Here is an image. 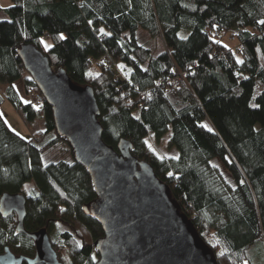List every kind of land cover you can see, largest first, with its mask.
<instances>
[{
	"label": "trees",
	"instance_id": "obj_1",
	"mask_svg": "<svg viewBox=\"0 0 264 264\" xmlns=\"http://www.w3.org/2000/svg\"><path fill=\"white\" fill-rule=\"evenodd\" d=\"M9 2L0 6V85L27 128L38 119L44 127L22 137L0 111V196H25L24 228H44L63 264L97 260L103 231L85 210L97 198L89 172L57 134L45 99L23 103L11 85L23 79L26 94L39 92L17 54L31 43L54 70L92 88L103 141L115 150L131 142L218 264H257L256 242L264 264V0ZM165 136L177 156L151 149L148 139ZM60 145L69 159L44 163ZM15 225L14 215H0V253L30 249Z\"/></svg>",
	"mask_w": 264,
	"mask_h": 264
},
{
	"label": "water",
	"instance_id": "obj_2",
	"mask_svg": "<svg viewBox=\"0 0 264 264\" xmlns=\"http://www.w3.org/2000/svg\"><path fill=\"white\" fill-rule=\"evenodd\" d=\"M17 54L50 105L57 134L66 138L75 159L89 172L97 198L85 210L103 231L93 243L98 254L94 264H218L169 187L148 162L131 153V142L120 139L115 150L103 141L92 88L73 83L61 67L54 70L31 43L21 44ZM25 202L22 193H3L0 215H16L15 229L34 241L35 255H15L6 246L0 264H63L44 228L24 229Z\"/></svg>",
	"mask_w": 264,
	"mask_h": 264
},
{
	"label": "rangeland",
	"instance_id": "obj_3",
	"mask_svg": "<svg viewBox=\"0 0 264 264\" xmlns=\"http://www.w3.org/2000/svg\"><path fill=\"white\" fill-rule=\"evenodd\" d=\"M10 5L9 0H0V6L6 7ZM5 18V14L3 12H0V19ZM141 42H146L147 36L142 33V31H139ZM225 38V37H223ZM228 41V44L231 45V47H235V41L230 38H225ZM45 46L49 45L48 41L44 42ZM25 75V74H24ZM4 84L0 85V94L3 98L2 103L0 104V111L3 114V117L5 118L7 124L10 126V128L15 131L17 134H19L22 137H29L31 134L36 132L37 130H42L43 127V119L36 120L32 128L29 129L26 127V125L23 123L21 117L17 114L15 108L12 106L10 101L5 97V86ZM148 143L151 147V149L157 154L159 157H175L177 156V151L173 148H170L167 146V136H165L160 143H155L152 140L148 139ZM69 153L67 148L64 145H60L58 147H55L51 150H48L42 154V161L44 163H47L49 161H57L60 159H69ZM258 245L259 243L256 242ZM25 245V244H24ZM256 245V246H257ZM254 247L253 254L255 256V261L257 264H262L261 256H260V250H258ZM25 248V246H24Z\"/></svg>",
	"mask_w": 264,
	"mask_h": 264
},
{
	"label": "flooded vegetation",
	"instance_id": "obj_4",
	"mask_svg": "<svg viewBox=\"0 0 264 264\" xmlns=\"http://www.w3.org/2000/svg\"><path fill=\"white\" fill-rule=\"evenodd\" d=\"M12 215H14L15 216V220H16V222H17V219H16V215L13 213ZM16 226V225H15ZM25 229V228H24ZM26 230V229H25ZM27 231V230H26ZM37 231V230H36ZM17 232V231H16ZM35 232V231H34ZM17 233H23V232H17ZM23 234H25V233H23ZM25 236H26V234H25ZM28 237V236H27ZM29 238V237H28ZM50 239V238H49ZM29 240H30V249H28L27 250V254H25V253H14L15 255H23V256H25V257H30V258H33L34 257V255H35V250H36V247H35V243H34V241L31 239V238H29ZM51 241V240H50ZM51 244H52V242H51ZM52 246L54 247V245L52 244ZM55 248V247H54ZM11 250V249H10ZM56 250V249H55ZM12 251V250H11ZM58 255V254H57ZM21 264H28V262L26 261V260H23L22 261V263ZM35 264H44L43 262H38V263H35Z\"/></svg>",
	"mask_w": 264,
	"mask_h": 264
},
{
	"label": "crops",
	"instance_id": "obj_5",
	"mask_svg": "<svg viewBox=\"0 0 264 264\" xmlns=\"http://www.w3.org/2000/svg\"><path fill=\"white\" fill-rule=\"evenodd\" d=\"M14 88V90L17 92L19 98L21 99V101L23 103L26 102V99H27V94H26V91H25V86H24V83H23V79H19V80H16L14 82H12L11 84ZM5 86V85H3Z\"/></svg>",
	"mask_w": 264,
	"mask_h": 264
},
{
	"label": "built area",
	"instance_id": "obj_6",
	"mask_svg": "<svg viewBox=\"0 0 264 264\" xmlns=\"http://www.w3.org/2000/svg\"><path fill=\"white\" fill-rule=\"evenodd\" d=\"M173 83L174 82H172V84ZM27 95H28V101L32 105L38 106V105H40L43 102L44 97L39 92H33V91L27 89Z\"/></svg>",
	"mask_w": 264,
	"mask_h": 264
},
{
	"label": "bare ground",
	"instance_id": "obj_7",
	"mask_svg": "<svg viewBox=\"0 0 264 264\" xmlns=\"http://www.w3.org/2000/svg\"><path fill=\"white\" fill-rule=\"evenodd\" d=\"M24 70H25V69H24ZM24 72L27 73L26 70H25Z\"/></svg>",
	"mask_w": 264,
	"mask_h": 264
},
{
	"label": "clouds",
	"instance_id": "obj_8",
	"mask_svg": "<svg viewBox=\"0 0 264 264\" xmlns=\"http://www.w3.org/2000/svg\"><path fill=\"white\" fill-rule=\"evenodd\" d=\"M42 94V93H41ZM27 98H28V95H27Z\"/></svg>",
	"mask_w": 264,
	"mask_h": 264
}]
</instances>
